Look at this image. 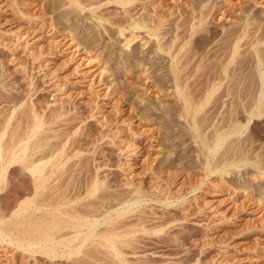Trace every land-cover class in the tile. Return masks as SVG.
<instances>
[{"label":"rangeland","instance_id":"1","mask_svg":"<svg viewBox=\"0 0 264 264\" xmlns=\"http://www.w3.org/2000/svg\"><path fill=\"white\" fill-rule=\"evenodd\" d=\"M60 1L0 0V127L8 128L3 137L8 138L16 123L21 130L33 115L44 121L37 133L41 137L29 142L38 137L35 143L42 147L46 142L64 144L66 150L56 152L60 158L79 152L67 159L71 168L61 178L74 177L80 192L92 179L107 181L97 191L110 193L100 207L106 216L131 203H119L127 183L143 185L141 203L130 204L133 209L118 222L140 216L147 231L131 235L117 256L105 255L92 240L93 245L75 255L39 256L38 261L4 237L0 264H264V168L248 158V164L236 168L229 169L228 162L210 169L185 119V93L195 103H204L200 113L206 110L213 122L219 117L216 111L228 110L229 101H236L233 80L218 73L227 61L222 45L229 28L241 32L246 19L264 23V0H131L128 12L112 0H102L104 5L95 11L112 21L105 26L97 25L89 9ZM201 2L210 14L197 25L188 18ZM132 20L146 27L127 28ZM191 23L196 30L189 35ZM156 24V35L146 32ZM130 32L135 37L124 44ZM185 54L190 56L186 67ZM176 60L178 69L173 67ZM231 73L239 74L233 62L226 70ZM212 85L218 87L206 100ZM57 111L62 113L56 116ZM241 113L238 119L245 123ZM243 129L241 136L253 145L251 155L264 150V115L250 119ZM11 174L13 193H18L22 179L16 171ZM160 228L163 231H156ZM119 256L125 263H119Z\"/></svg>","mask_w":264,"mask_h":264},{"label":"bare ground","instance_id":"2","mask_svg":"<svg viewBox=\"0 0 264 264\" xmlns=\"http://www.w3.org/2000/svg\"><path fill=\"white\" fill-rule=\"evenodd\" d=\"M112 1L119 4L124 12H128L129 9L126 8V5L131 3V0ZM60 5L79 8V10L85 8L89 9L92 16L97 19V25L105 26V23H112L108 17L103 15V11L102 13L97 12V10L95 11L96 8L104 5L102 0H61ZM206 6L207 5L204 2H201L199 9L196 12L194 11L195 13L190 11L191 16L188 19H196L197 25H199L205 16L210 14V9H204ZM158 24H156L154 28H149L146 32L150 35H154L156 29L159 28ZM145 27L146 24L143 21L132 20L127 28L133 29ZM195 27L196 26L191 23V31L188 33L189 35L196 30ZM237 27H240V24ZM118 31L119 34H123L122 29H119ZM133 34H135V32H130L128 36L125 37L124 44H129V42L135 37ZM226 36V44L224 43L225 45H222L223 51L221 54L223 53L222 55L226 57L227 61L225 64L220 65L218 73L221 79L225 78L227 75L229 80H233L232 82L234 83L233 86L236 90L237 99L236 101H232V99L229 101L228 110L216 111V114H218L219 117L217 116L216 121L213 122L208 119V115L206 116V110L200 113L204 103H195L190 95L185 93V119L191 128L192 135L200 149V154L203 156L206 166L210 169L213 170L217 167H224L228 162H231L229 169L236 168L248 164L246 161L248 158L254 159L250 164L258 169H263L264 150L256 151L251 155L249 151L253 148V145L250 142H247L246 136L245 139L244 136H241V133L250 119L255 120L264 115V71L263 73H260L261 68L264 70V23L253 22L246 19L241 32L239 29L237 30V28H229L226 32ZM19 37L20 35L18 38ZM158 48L163 50L160 44L158 45ZM174 62L173 67L178 69L177 60ZM189 62L190 56L185 54V67ZM231 62H233V66L238 70V76H235V73L226 74L228 64ZM236 63L240 64L236 65ZM174 74L176 75V72H174ZM217 87V85L211 86L208 91V96L205 98L206 100H208L211 92ZM186 91L185 88V92ZM228 91L229 90L225 91V94H228ZM230 93L232 95V91ZM234 95L235 94H233V96ZM194 100H196V98ZM226 103H228L227 99ZM237 105H239L240 109L236 108L238 107ZM221 106H219V109ZM239 110L246 115L245 123L238 119V116H240H237V114H240ZM61 113L62 112L57 111L56 114H54L59 116ZM26 119L28 118L26 117ZM6 121L7 120H5V122ZM43 122L33 115L31 120H26V125L25 127L23 126L21 130L17 128V123L11 128L9 126V134H7L9 136L7 139H4L3 135L8 128L6 129V126H3V129L0 127L2 129V132L0 133V241H5L4 237H8V244L15 245L28 253L30 252V256L33 260H37L39 256L55 258L62 255H75V253L80 252L85 245L92 244V240H97V245L103 249L105 255L109 254L111 256H117L123 246H128L130 244L131 235L137 231H147V228L144 226L145 223L143 224L144 220L142 221L140 216L136 219L133 218L135 221L131 220L132 222H128L127 220L126 222H118L126 212L133 209L129 208L130 204L137 205L141 203V200H143L142 197L145 195L143 194V185L132 184V182L131 184L127 183V192L124 194L126 197L122 194L123 198H120L121 200H119L120 204L131 201V203L127 204V209L116 211L112 217L104 215L106 209L105 211H101L102 209H100V207L102 208L104 206L105 200L110 193L105 195L108 192L105 193V191L102 190L105 194L101 193V191V194H97V191L103 184H105L106 187L108 182H104L105 180L98 181L97 179H92L89 183H84V191L80 192L81 190L79 191L78 184L76 188V180L73 179L74 177L71 178L66 173V177L61 178V176L64 175L66 171H70L69 168H71L70 165V167L66 165L67 159L77 157L79 152L70 153V155H63V157L60 158V155L56 152L57 150H66L64 144L57 147H54L51 143V145L47 144V142L43 147L37 145L35 139L41 137L40 135L38 136L37 133ZM207 127H210V131L207 130L208 132L205 130L208 129ZM36 135L38 137L34 138L35 142H29L30 139ZM232 136L235 137L230 139ZM2 138L4 139L3 142H1ZM228 138L229 141H227ZM37 140L40 139L38 138ZM45 146L47 149H44ZM69 146L71 148L70 151L72 152L74 150L73 143L71 142ZM220 148L221 150H219ZM248 152L250 154H248ZM64 156L66 157V160L62 163ZM209 156L212 158L214 157V159L210 161ZM58 170L59 173L57 174L56 171ZM15 171L22 179V188L19 190L21 193L20 195L19 192L15 193L16 191H14V194L12 190L14 188L13 183L15 177L11 173ZM224 172L227 171L225 170ZM54 178H60V180H58L59 182H53L54 184L49 185L48 181L50 182V180ZM16 183L18 182H15V184ZM1 184L5 185L3 186L4 188L1 187ZM29 190L31 191L28 192ZM32 193L33 197H29ZM10 195H12V198L9 197ZM34 196H40V198L35 200ZM102 223H105L106 225L102 227L98 226ZM133 226L141 228L134 229L132 228ZM156 231H163V229L160 228ZM11 234L14 235V241L10 238ZM76 240H79V242H75ZM117 243H119V245ZM90 252L88 251L89 255ZM100 252L102 251L100 250ZM118 260L119 263H125L123 257L119 256ZM81 263L83 262L81 261ZM111 263L113 264V262H110V264Z\"/></svg>","mask_w":264,"mask_h":264}]
</instances>
